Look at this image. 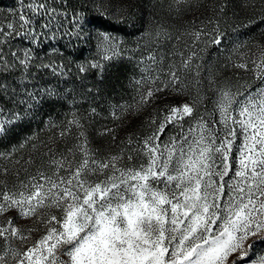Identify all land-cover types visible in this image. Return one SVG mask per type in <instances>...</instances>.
Masks as SVG:
<instances>
[{
  "label": "snow or ice",
  "instance_id": "snow-or-ice-1",
  "mask_svg": "<svg viewBox=\"0 0 264 264\" xmlns=\"http://www.w3.org/2000/svg\"><path fill=\"white\" fill-rule=\"evenodd\" d=\"M53 3L20 0L9 9L12 19L0 24V143L18 136L44 105L63 99L26 83L32 68L66 75L63 64L43 63L36 47L56 39L53 21L67 15ZM201 6V0H168L169 15L187 24L175 36L189 38L181 49L162 51L173 35L161 23L136 41L148 54L137 60L139 75L130 81L135 94L111 106L115 127L96 132L115 152L93 147L91 120L75 111L60 125L49 119L51 144L38 147L33 133L0 151L8 164L28 145L39 157L34 172L28 170L33 157L25 161L23 178L0 165V264H264V43L238 44L237 58H226L224 68L251 74L243 83L204 64L207 46L225 38L221 22L229 9L233 31L258 30L264 38V0H219L211 15L205 8L186 19ZM132 7L126 0L72 5V29L64 35L96 41V55L76 65L80 73L96 69L102 79L108 63L122 56L125 42L95 21L123 22ZM17 39L27 46L5 52ZM206 90L212 108L201 112ZM176 97L184 99L171 103ZM149 108L150 117L128 132ZM118 131L127 135L119 138ZM57 140L73 142L59 151Z\"/></svg>",
  "mask_w": 264,
  "mask_h": 264
},
{
  "label": "rangeland",
  "instance_id": "rangeland-1",
  "mask_svg": "<svg viewBox=\"0 0 264 264\" xmlns=\"http://www.w3.org/2000/svg\"><path fill=\"white\" fill-rule=\"evenodd\" d=\"M19 1V0H18ZM127 1V0H126ZM145 2H150L154 4V8L150 9H145ZM167 3L168 0H163V5H166L165 7H162V4L159 2V0H132L131 4H134L135 7H132L133 11L129 16H126L124 18V22H126L129 26V38H127V41L123 40L125 43L123 46H126L124 49V52H126L128 58L131 61L132 64V75L131 79L133 77H138L139 75V68L137 67V60L140 58L141 55L147 56L148 52L144 50L143 47L138 48L136 41L141 37V34L150 30L153 28L157 23L164 24L166 27H168L170 33L173 35V39L170 41H166L164 43V46L162 48V51L164 52H170L173 50V46H175L176 50H179L183 47V44L187 41H189V38L187 36H183L181 40L178 42L175 39L176 35H179L180 33L185 31V28L187 27L185 19L182 18H177L175 14L169 15L167 12ZM142 5V8L140 7ZM65 6V5H64ZM156 6V8H155ZM18 7H20V3L18 4ZM57 7L58 12H64L66 9H62L61 7ZM63 10V11H61ZM67 15H59L57 16L56 20L53 21V24L60 29V26L64 25V32L71 31L72 29V21H71V10H66ZM200 11L194 10L193 12H188L185 15L187 20H191L193 15H196L199 17ZM37 19H40L37 17ZM236 27H232L229 31L225 33V38L222 41V44L220 46H215L209 44L206 48V51L204 52V64H205V69L208 67H212L213 69H216L217 71L220 72V75L222 78H230L232 83H235L237 78H240V82L243 83L244 79H250L251 74H245L243 72H237L236 70H233L230 66L228 67L231 71L226 69L222 66H219L218 68H215L213 65V59L212 56H218L217 58L222 60L220 62L225 65L226 58L229 55H232L233 60L237 58L239 53L233 52V49L238 45L242 44L244 42H248L249 46L254 44L253 40L248 38L246 35H240V32H243L242 29H238L236 31H233ZM113 34V33H112ZM117 36L116 34H113ZM51 36V33L48 34V37ZM119 37V36H117ZM19 40V39H18ZM264 43V41H261ZM143 41H141V44L143 45ZM20 46H15L18 48H22L24 46H27V41H21L19 40L18 43ZM44 46H47L48 50H52L55 48H58L63 46V48H75L76 46L79 47L78 40L75 39L72 36L69 35H64L63 36H57L56 39H51V38H45L43 42L36 46L38 50H41ZM56 46V47H55ZM55 47V48H54ZM154 47V46H153ZM201 48H204L205 45L201 44ZM214 48H216V51H214ZM253 51L255 50L254 48L252 49ZM241 52H247V48H241ZM60 56V55H58ZM48 57L46 60L44 59L43 63H51L55 62L56 64H62L63 60L57 59L59 57ZM95 56V54L92 56V58ZM215 61V60H214ZM206 73L202 72V75H205ZM232 74V75H231ZM130 79V81H131ZM30 86L29 88L31 89V85L35 84L37 88H48L53 91H57V87L53 85H42L40 86L38 82H29L26 81ZM55 91V92H56ZM61 91V90H60ZM134 89L132 87V84L130 83V88H129V97L120 101H110L107 99H102V100H97L98 104L94 105L91 108H96L98 115L95 117H91L89 115L90 109L87 108H81L78 107L77 105H74L71 103L69 106V110H66L67 113L65 114H57V115H51V116H46L44 119L45 121L40 124V127H35L33 128V132H28L27 134H24V136H21L20 142L28 136H32L33 133H36L38 136V139L35 140L37 143L38 147H42V142L45 144H51L50 137H53V131L49 130L47 126V122L49 119H51L54 123L57 125H60L62 123H66L67 119L71 118V113L72 112H77L82 118L91 120V128H90V139L92 141V145L95 148L100 149L102 152H115L116 149L114 146H111V142L109 138L106 137H101L99 135H96V132L101 130L104 126L108 127H115V124L111 121L109 117V112L111 111V106L117 103H123L125 101L131 100V97L134 95ZM184 98L183 97H176L174 100L171 101V103H179L182 102ZM211 99H212V93L208 92L207 90L205 91V100H204V105L201 107L200 111L204 112L205 107L210 111L212 108L211 104ZM152 114V109L149 108L146 112H144L141 116L138 118L134 119L132 122V127L128 128V132H131L133 129H136L140 126V124L144 121H146L150 115ZM58 131V130H57ZM127 135V132L125 131H118V137L119 138H124ZM20 142H13L11 144L5 145L0 143V151L7 152L11 150L13 145H18ZM73 141L69 140L67 142L57 140L56 142V148L59 151L64 150L66 146H71V143ZM46 151V149H44ZM32 156L33 159L36 161V164L28 167L29 172H34L35 167L39 165V157L36 153H34L31 149V146L28 145L24 149H21L17 151L14 154V159L12 163L8 164L7 161L0 160V165L8 164V166L12 169L13 172L19 170L21 174V178L24 177V167H27L25 165V161L29 159V157ZM15 161H19V164H16ZM8 180L11 182L13 180V176L9 175Z\"/></svg>",
  "mask_w": 264,
  "mask_h": 264
},
{
  "label": "trees",
  "instance_id": "trees-1",
  "mask_svg": "<svg viewBox=\"0 0 264 264\" xmlns=\"http://www.w3.org/2000/svg\"><path fill=\"white\" fill-rule=\"evenodd\" d=\"M79 0H65L63 10H71L72 5L78 3ZM127 3H131L132 0H127ZM20 0H0V24L6 23L7 20L12 19L9 14V9H16L19 8L18 4ZM219 3V0H201V7L199 8L200 13L205 11V8L208 9V15H211V6ZM60 5V0H55L53 6ZM166 5L162 4V7ZM86 9L85 11L90 10ZM142 8V5H140ZM154 8V4L150 2H145V9ZM156 8V6H155ZM61 10V11H63ZM133 9H129V14L127 16L130 17ZM201 14H199L200 16ZM7 18V19H6ZM44 22V21H41ZM237 21L232 18V11L231 9L227 12V17H225L221 22V30L226 33L229 31L233 26L236 27ZM95 24L101 28L102 30L109 31L113 34H116L122 40L127 41L129 38V26L126 22H106L104 19L97 18ZM64 25L60 26V31L57 32V36H63L64 33ZM245 32V35L253 40V42H261L264 41L259 35V31L257 30L255 33H247L246 30L242 29ZM95 36V32L93 31V37ZM19 40L13 41L10 45L5 46V52L9 51L10 49H15L20 46ZM79 47L76 46L75 48H63V46L55 48L58 49V52H53L52 50H48L47 46H44L41 50H38V55L40 56L42 62L44 59L46 60L48 57H57V59L63 60L64 71L66 75H53L50 69H36L32 68L31 72L32 75L28 77L29 82H38L40 86L42 85H55L57 87L56 93L59 95L56 97H52V99L60 100L61 97L63 99L60 103H57L55 107L44 105L42 108L39 109V114L35 116V119H30V123L25 129L20 132V134L10 141H5L1 144L8 145L13 142H20L21 136L27 134L28 132H33V128L40 127L45 121L46 116L57 115V114H65L67 113L66 110H69L70 104L73 103L81 108L90 109L94 105L98 104L97 100L107 99L110 101H120L129 97V88H130V79H131V69L132 64L129 60L126 52L123 51L121 57L113 60L112 62L108 63L104 73L102 74L103 78L101 79V75L98 74V70L91 69L88 72L80 73L76 67L78 63L84 62L86 60L92 59V56L96 55V48H95V39L93 38L91 43L87 41L78 40ZM126 46H123L125 48ZM216 51V48H214ZM218 56H212L213 65L215 68L219 66L223 67V63L220 62L222 60L217 58ZM215 60V61H214ZM228 72L231 71L228 67L225 68ZM217 71L216 69H213ZM232 75V74H231ZM19 80V78H17ZM27 83V82H26ZM29 85V84H28ZM30 86V85H29ZM23 87V85H21ZM61 90V91H60ZM91 90V91H90ZM151 115V113L149 114Z\"/></svg>",
  "mask_w": 264,
  "mask_h": 264
}]
</instances>
